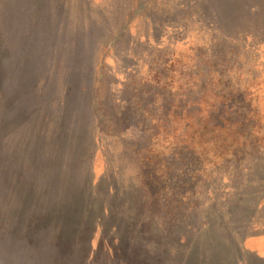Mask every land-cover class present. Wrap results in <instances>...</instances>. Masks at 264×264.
<instances>
[{"label": "rangeland", "instance_id": "374dc122", "mask_svg": "<svg viewBox=\"0 0 264 264\" xmlns=\"http://www.w3.org/2000/svg\"><path fill=\"white\" fill-rule=\"evenodd\" d=\"M135 2L26 0L27 12L23 13L17 11L24 7L23 0L0 1V93L2 96L5 92L6 96L5 102L0 105V135H7L6 139L9 140L6 142L4 139L5 143L0 146V246L5 244L0 249V264H23L22 260L16 262L15 257L10 256L14 255L15 250L26 251L18 243L27 233L31 240L41 238L35 247V254L39 263L46 264H264L263 165L258 174L231 184L236 190L233 196L221 193L211 198V201L215 200L214 205L208 211V205L204 206L200 213L202 218L209 220L207 229L198 233L192 231L202 224V220H193L191 228L194 229L185 233L182 228L167 231L149 217L150 208L140 197L141 188L133 177V167L122 164L113 149L107 150L102 144L101 150L94 155L91 153L90 127L86 130L89 143L85 158L77 156L76 160L71 161L73 153L68 145L75 144L73 149L77 148V129H69L66 125L73 117L72 106L69 105L68 109L61 106L60 94L65 88L61 86L59 89V78L70 76L69 58L74 52L61 32L62 23L58 19L67 25L66 30L72 37L84 27L95 32L83 46L72 42L71 47L84 51L88 68L93 63L97 64L94 82L89 84L88 98L93 93L95 95L98 81L104 78L105 89L99 94L102 102H107L120 90L122 81L131 69H143L155 50L152 43L140 39L143 26L148 22L143 19V13L133 15ZM239 5L256 6L257 11L248 13L246 7ZM229 7L232 11L227 28L229 34H249L260 40L264 38V0H229ZM43 11L47 12V16L57 13V19L39 20V27L34 21L41 18ZM181 12V8L176 9L174 16L179 18ZM37 24L39 34L36 47H23L27 30L31 31L29 35L32 36ZM79 54L83 55L81 52ZM102 60L105 63L104 71L99 73L98 63ZM21 98H25L24 101ZM207 101L202 95L192 115L178 123L177 131L186 140L192 127L210 123L212 109ZM34 110H40L49 121L54 122L53 125L57 124L56 134L60 135V141L55 154V150L38 145L39 140L33 143L35 140L28 133L23 135L18 132L23 129V113ZM34 119L39 122V117ZM19 150L29 152L20 161L23 174L16 176L14 181H7L4 154L7 151L23 152ZM24 159L26 162H23ZM69 166V175L88 178L89 186L83 185L81 190L75 187L70 189L68 182L62 178L66 174L64 169ZM82 166L84 170L78 172L76 167ZM7 184H11L10 192L5 195ZM55 196L59 197L54 199ZM32 199L33 202L28 201ZM61 199L64 202L50 211L57 210L65 216H59L63 219L45 226L46 207L54 206ZM30 209L35 212H28ZM220 212L224 218L220 217ZM252 216L253 222H246ZM27 217H33L35 221L29 222ZM11 219H15L14 226L9 223ZM228 221L232 228L222 239L233 244V228H240L243 235L240 250L221 244L216 238L219 230L224 228L218 227L220 223ZM79 227L80 236H83L80 242L50 243L55 240L56 232L63 239ZM2 234L4 236L1 238ZM178 234L180 236L175 238ZM185 235L187 239L182 238ZM222 246L226 248L222 249ZM33 261L32 257L28 259L29 264H33Z\"/></svg>", "mask_w": 264, "mask_h": 264}, {"label": "trees", "instance_id": "16d2710c", "mask_svg": "<svg viewBox=\"0 0 264 264\" xmlns=\"http://www.w3.org/2000/svg\"><path fill=\"white\" fill-rule=\"evenodd\" d=\"M25 1L24 7L17 9L18 12H27ZM27 4L29 6L28 1ZM171 5L175 6L171 9ZM246 5L239 6L246 7L248 13L257 11L256 6ZM178 8L182 9L179 18L174 16ZM236 9L239 10L238 7ZM43 13L35 23L39 24V20L45 18L57 19V13L48 16L47 12ZM140 13L148 22L143 26L140 39L152 43L155 50L143 69H131L123 84H119L120 90L107 102H102L99 94L105 89L104 78L98 81L95 95L93 93L88 98L89 84L94 82L97 64L93 63L88 68L84 51L71 47L72 42L83 46L95 32L84 27L72 37L66 30L67 25L58 19L62 23L61 32L74 52L69 58L70 76L59 78V89L61 86L65 88L62 95L59 92L61 106L67 109L69 105L72 106L73 117L66 125L69 129H77V148L73 149L75 144L68 145L73 153L71 161L76 160L77 156L85 158L89 143L86 130L90 127L93 155L104 144L107 150H114L122 164L133 167V177L141 188L140 197L150 208L149 217L167 231L182 228L185 233L194 229L191 228L193 220H202L198 229L192 230L198 233L210 224L208 218H202L200 213L204 206L208 205V211L214 205L215 200L211 201V198L221 193L233 196L236 190L231 184L251 178L258 174L262 165L264 167V38L256 39L249 34L234 36L227 32L229 15L232 14L229 0H136L133 15ZM38 24L32 36L29 35L31 31L27 30L30 43L27 38L23 39V47H36ZM104 64L103 60L98 63L99 73L104 71ZM2 94L0 105L6 99L5 92ZM202 95L208 99V106L212 109L210 123L192 127L186 140L177 131V125L192 115ZM24 99L21 98V101ZM23 115V129L18 132L23 135L28 133L35 140L33 143L39 140L38 145L55 150V154L60 141V135L56 134L58 122L53 125L54 122L49 121L40 110ZM34 117H39V122ZM33 125L36 128H32ZM0 137V146L5 143L4 139L9 141L7 135L1 134ZM19 151L23 152L7 151L4 154L7 181L23 174L20 161L29 152ZM70 169L71 166L65 168L66 174L62 177L70 189L75 187L81 190L83 185L89 186L88 178L73 177L68 173ZM76 170L82 172L84 169L82 166L76 167ZM10 186L7 184L5 195L10 192ZM80 198L81 194L79 201ZM28 201L33 202V199ZM63 202L61 199L54 206L46 207L45 226L63 219L58 217L65 216L64 213L50 211ZM28 212L35 211L30 209ZM219 214L224 218L221 216L223 213ZM31 216L34 217L33 213ZM33 217L26 220L33 222ZM241 217H244L243 214ZM247 221L253 222V216ZM9 223L14 226L15 219ZM80 227L63 239L56 232L55 240L50 243L80 242L83 237L79 233ZM218 227L224 228L219 230L217 240L240 250L241 229L233 228L234 243L229 244L222 236L232 225L228 221L221 222ZM27 234H23V240L18 243L26 251L15 250L10 257H15L16 262L22 260L23 264H29L30 257L34 260L33 264H46L39 263L35 254V247L41 238L31 240ZM178 236L175 235V238ZM182 238L187 239V236ZM225 248L222 246V249Z\"/></svg>", "mask_w": 264, "mask_h": 264}]
</instances>
